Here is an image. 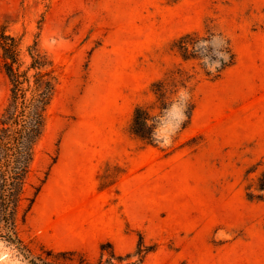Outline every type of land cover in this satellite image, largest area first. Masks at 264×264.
<instances>
[{
    "label": "rangeland",
    "instance_id": "1",
    "mask_svg": "<svg viewBox=\"0 0 264 264\" xmlns=\"http://www.w3.org/2000/svg\"><path fill=\"white\" fill-rule=\"evenodd\" d=\"M191 31L209 37L205 70L234 52L218 79L171 49ZM2 34L21 70L44 54L59 81L18 208L25 250L0 238V264H264V0H0ZM179 69L199 72L190 122L146 144L133 109L185 103L151 92ZM9 89L0 49V113Z\"/></svg>",
    "mask_w": 264,
    "mask_h": 264
},
{
    "label": "trees",
    "instance_id": "2",
    "mask_svg": "<svg viewBox=\"0 0 264 264\" xmlns=\"http://www.w3.org/2000/svg\"><path fill=\"white\" fill-rule=\"evenodd\" d=\"M208 39L205 33L199 31L186 32L174 38L170 47L183 62L192 64L191 69L200 67L199 72L202 75L205 73L211 78L218 79L233 64L235 54L231 47H224L223 55L227 56V60L220 59L219 67L213 71L205 70L201 66L202 60L210 54L211 48L201 43ZM0 49L3 68L10 83L9 98L0 113V238L24 252L25 247L21 245L16 229L18 208L24 198L35 146L45 128L46 112L55 94L59 74L52 61L40 53L31 55L32 61L26 69L21 70L18 63V43L14 37L2 34ZM31 70L33 72L29 73ZM199 72L184 73L179 69L177 73L171 72L153 81L151 92L156 98L155 102L162 103L164 98L175 96L181 88L187 87L188 93L192 92L193 82ZM185 103L188 104L186 113L188 120L184 126H187L194 108L192 97ZM146 120H149L147 108L137 104L133 109L129 132L146 144H151L153 126L147 127ZM256 186L259 190L264 189V169L257 179ZM38 190L39 188L36 189L34 196ZM247 195L249 198H258L251 192ZM34 196L30 198L28 209ZM101 249L103 250V247ZM122 260L124 258L121 256L110 253L107 259L101 256L96 262L85 261L83 264H122Z\"/></svg>",
    "mask_w": 264,
    "mask_h": 264
},
{
    "label": "clouds",
    "instance_id": "3",
    "mask_svg": "<svg viewBox=\"0 0 264 264\" xmlns=\"http://www.w3.org/2000/svg\"><path fill=\"white\" fill-rule=\"evenodd\" d=\"M223 59L226 61L227 56H223ZM177 95L182 101L190 99L188 91L184 88H181ZM187 109V103H173L170 108L163 110L165 113L164 117L159 114L154 117L155 119L145 121L147 127H151L153 123L160 121V125L152 132V141L155 145L165 149L172 145L173 137L181 130L185 121L188 120Z\"/></svg>",
    "mask_w": 264,
    "mask_h": 264
},
{
    "label": "bare ground",
    "instance_id": "4",
    "mask_svg": "<svg viewBox=\"0 0 264 264\" xmlns=\"http://www.w3.org/2000/svg\"><path fill=\"white\" fill-rule=\"evenodd\" d=\"M43 196V195H42ZM42 199H43V197H42ZM37 206V205H36ZM35 209H37V208H35Z\"/></svg>",
    "mask_w": 264,
    "mask_h": 264
}]
</instances>
